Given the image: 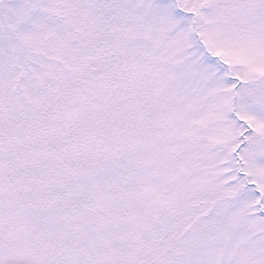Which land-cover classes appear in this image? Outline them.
I'll return each mask as SVG.
<instances>
[{"label":"snow or ice","instance_id":"1","mask_svg":"<svg viewBox=\"0 0 264 264\" xmlns=\"http://www.w3.org/2000/svg\"><path fill=\"white\" fill-rule=\"evenodd\" d=\"M0 264H264V0H0Z\"/></svg>","mask_w":264,"mask_h":264}]
</instances>
